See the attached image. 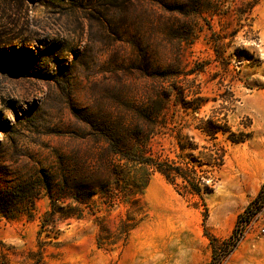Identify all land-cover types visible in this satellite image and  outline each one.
Listing matches in <instances>:
<instances>
[{
  "label": "rangeland",
  "instance_id": "374dc122",
  "mask_svg": "<svg viewBox=\"0 0 264 264\" xmlns=\"http://www.w3.org/2000/svg\"><path fill=\"white\" fill-rule=\"evenodd\" d=\"M166 90L168 128L146 156L174 159L180 130L223 148L204 201L158 172L131 205L38 190L61 163L104 162L84 119ZM210 119L244 141L210 140L197 128ZM22 182L0 264H264V0H0V191Z\"/></svg>",
  "mask_w": 264,
  "mask_h": 264
},
{
  "label": "trees",
  "instance_id": "16d2710c",
  "mask_svg": "<svg viewBox=\"0 0 264 264\" xmlns=\"http://www.w3.org/2000/svg\"><path fill=\"white\" fill-rule=\"evenodd\" d=\"M170 100L171 93L166 90L146 109L84 119L86 128L96 134L93 135L94 140L103 138L107 144L102 153L104 162L95 164L92 169H83L80 166L79 169L72 170L67 167H72L71 164L61 163L59 171L52 170L49 173L51 177L42 174L38 190L44 189L53 194L56 184L62 182L61 190L70 195L77 194L72 197L77 202L81 200L78 197L81 192L86 199L101 194L107 195L112 201L122 198L129 203L130 197L143 195L150 175L158 172L184 193L198 196L204 201V195L211 193L217 183L215 173L224 165L226 151L223 148L216 149V144L210 147L200 146L192 136L184 135L180 130L173 144L176 154L174 159L159 161L152 156H146L151 139L168 128L169 122L164 108ZM197 128L210 140H215L218 133L226 135L230 132L229 127L211 119ZM231 134L229 133L228 138L232 142L244 141V137L234 138ZM195 152L197 155H194ZM27 185L22 182L0 191V215L11 217L15 214L14 200L22 197ZM263 197L264 185L256 200ZM249 209L250 207L247 210ZM132 214L130 208L127 220H134Z\"/></svg>",
  "mask_w": 264,
  "mask_h": 264
},
{
  "label": "built area",
  "instance_id": "2783aa9c",
  "mask_svg": "<svg viewBox=\"0 0 264 264\" xmlns=\"http://www.w3.org/2000/svg\"><path fill=\"white\" fill-rule=\"evenodd\" d=\"M259 232L260 234L264 235V227H261Z\"/></svg>",
  "mask_w": 264,
  "mask_h": 264
}]
</instances>
